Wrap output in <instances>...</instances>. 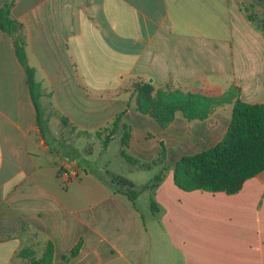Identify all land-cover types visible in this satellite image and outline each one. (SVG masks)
Masks as SVG:
<instances>
[{"label":"crops","instance_id":"crops-1","mask_svg":"<svg viewBox=\"0 0 264 264\" xmlns=\"http://www.w3.org/2000/svg\"><path fill=\"white\" fill-rule=\"evenodd\" d=\"M245 8L246 0H16L11 16L24 28L48 128L64 116L74 135L95 133L124 112L127 153L149 162L163 149L177 161L216 145L232 104L204 121L178 113L162 129L135 111L136 78L211 97L235 87L243 102L264 105V35ZM255 12H263L257 3ZM57 139L41 135L24 69L0 31V264H19L24 249L40 255L48 241L53 264H175L152 258L137 199L114 193ZM62 167L78 177L66 182ZM171 169L153 195L145 191L177 264H264V170L227 195L184 192Z\"/></svg>","mask_w":264,"mask_h":264},{"label":"trees","instance_id":"trees-1","mask_svg":"<svg viewBox=\"0 0 264 264\" xmlns=\"http://www.w3.org/2000/svg\"><path fill=\"white\" fill-rule=\"evenodd\" d=\"M16 0H8L0 8V31L12 40L15 56L22 66L26 76V84L40 133L45 137L48 128V116L42 107L41 100L44 92L35 79V71L29 66L26 57V39L23 25L11 16V8ZM262 2L264 0H256ZM245 8L249 22L254 23L264 35V13L255 12V5ZM135 111L151 118L162 128H167L180 113L188 121H204L215 108L232 104V113L227 130L220 142L213 147L181 157L173 165V183L184 191H204L208 193H238L244 183L264 170V105L248 104L239 98V88L231 87L220 96H205L198 93L183 92L180 89L164 86L155 88L151 82L136 78L131 82ZM234 102L232 103V101ZM124 112L116 116L106 126L98 129L94 136L99 141L101 151L106 152L109 145L117 140L120 156L131 168L151 170L162 166L159 172L139 189L125 177L105 175L102 177L114 193L124 195L134 203L141 191L148 190L151 195L162 182L165 151L156 156L151 162H140L127 153L130 141V129L123 123ZM63 126L74 127L68 118L61 116ZM88 134V133H87ZM151 211L158 212L153 197L150 198ZM80 243L67 254L63 260L74 258L80 249ZM54 245L48 241L40 255L31 249H24L19 255V264H53Z\"/></svg>","mask_w":264,"mask_h":264},{"label":"rangeland","instance_id":"rangeland-1","mask_svg":"<svg viewBox=\"0 0 264 264\" xmlns=\"http://www.w3.org/2000/svg\"><path fill=\"white\" fill-rule=\"evenodd\" d=\"M264 2V1H263ZM257 2L256 0H246V8L254 11L250 8V4L253 3L262 8L264 13V3ZM261 15V14H259ZM132 94V92H131ZM133 97V94H132ZM131 98V95L128 96ZM53 121L57 120L52 118ZM60 122V121H59ZM51 127L46 133L45 137L50 139L52 136H56L58 144H54L60 152L70 158L76 157L81 166L85 167L89 172L93 171L97 175L103 177L105 175L123 176L129 180H134L136 188H140L148 180H151L162 166H155L151 170L138 171L133 170L131 166L120 156V147L118 141L112 142L103 153L100 148L99 141L95 138L94 132L91 131H77L76 135L73 134L71 129L63 126L60 123ZM88 133V134H87ZM82 138H77L78 136ZM79 139V140H78ZM136 159V158H135ZM155 159V158H154ZM153 159V160H154ZM175 153H170L168 158L164 159V167H172L178 161H175ZM138 160V159H137ZM150 160L149 162H151ZM175 161V162H174ZM132 170V171H130ZM149 192L141 191L137 198L136 204L142 215L144 224L147 227L148 240L150 245V254L152 258H165L173 259L175 264L179 263L178 257L172 252L169 240L162 226L159 225V215L154 213L150 209Z\"/></svg>","mask_w":264,"mask_h":264},{"label":"built area","instance_id":"built-area-1","mask_svg":"<svg viewBox=\"0 0 264 264\" xmlns=\"http://www.w3.org/2000/svg\"><path fill=\"white\" fill-rule=\"evenodd\" d=\"M60 178H63L66 182L70 181L72 178L78 177L77 170L68 171L66 168H60L59 171Z\"/></svg>","mask_w":264,"mask_h":264}]
</instances>
